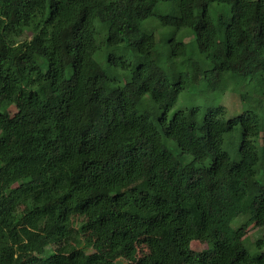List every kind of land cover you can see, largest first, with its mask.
<instances>
[{
	"label": "trees",
	"instance_id": "1",
	"mask_svg": "<svg viewBox=\"0 0 264 264\" xmlns=\"http://www.w3.org/2000/svg\"><path fill=\"white\" fill-rule=\"evenodd\" d=\"M234 82L255 83L237 116L169 118ZM251 226L264 0H0V264H264Z\"/></svg>",
	"mask_w": 264,
	"mask_h": 264
},
{
	"label": "rangeland",
	"instance_id": "2",
	"mask_svg": "<svg viewBox=\"0 0 264 264\" xmlns=\"http://www.w3.org/2000/svg\"><path fill=\"white\" fill-rule=\"evenodd\" d=\"M148 22L146 23V26L148 29H151L150 27H153L154 24L152 26H150L148 24ZM153 30L155 31V29H153ZM169 32H171L170 29H162L161 31L159 29H157L155 31V34L157 36L156 38L158 40L159 45L161 46V49L165 48V46H166L165 40L168 37ZM183 33H184V31L181 32V34H183ZM30 38H31V35L27 34L26 36H24L22 38V40L30 39ZM190 40H191L190 38L185 39L186 42H190ZM180 60H182V59H180ZM167 68H169V66H167ZM182 68L183 67L181 66V64L178 63L177 66H174L173 72L177 73ZM254 85H255V83H252V82L242 83V84L234 82V83L230 84L228 91L224 95L218 94L217 92H212V93L207 94V95H200L199 87L187 90L181 94L178 101L176 102L174 107L169 112V118H171L173 113H175L177 111H183V110H186L188 108L195 107V106H200L203 108L223 106L227 109L226 115H225L227 119L230 117H233V116H237L238 114H240L242 112V105H241L239 96L237 95V93H234V90L242 89L244 91L246 89H250ZM170 149L174 151L176 149V147L172 144L170 146ZM178 153H179V151H178ZM190 159H191L190 156L185 157V162H188ZM242 220H236L235 221L236 223L234 222L235 227L237 225H239V223L242 222ZM263 236H264V228L263 227L251 226L250 228H248L244 232L243 239H245L246 241L249 240V244H253L255 240H258L259 238H261ZM191 247L195 251H202V250L206 249V246L203 244H195L194 243V244H192ZM50 250H51V247H49V251ZM256 252H258V251L253 250L252 253H256Z\"/></svg>",
	"mask_w": 264,
	"mask_h": 264
}]
</instances>
